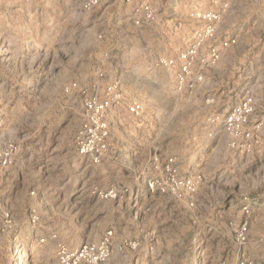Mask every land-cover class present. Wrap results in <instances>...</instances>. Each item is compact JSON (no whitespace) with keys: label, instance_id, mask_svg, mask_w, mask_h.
<instances>
[{"label":"rangeland","instance_id":"rangeland-1","mask_svg":"<svg viewBox=\"0 0 264 264\" xmlns=\"http://www.w3.org/2000/svg\"><path fill=\"white\" fill-rule=\"evenodd\" d=\"M61 247L264 264V0H0V264Z\"/></svg>","mask_w":264,"mask_h":264},{"label":"built area","instance_id":"built-area-1","mask_svg":"<svg viewBox=\"0 0 264 264\" xmlns=\"http://www.w3.org/2000/svg\"><path fill=\"white\" fill-rule=\"evenodd\" d=\"M89 109H92L95 112L94 116V123L96 124V119L95 117L98 115V113L103 109L102 106H98L96 102L94 104H88L87 105ZM96 129L98 130L99 127L97 126ZM107 150V145L105 142L100 138L97 141V145H87V147L82 148V152L86 154H91V157L95 163L99 162V159L101 155ZM238 240L241 243H244L246 241V235L245 232L243 231L240 235ZM105 251H102L100 256H103ZM59 262L60 264H78L82 258H84V252L83 251H76V252H71L69 251L66 247H61L59 251ZM245 264V263H241Z\"/></svg>","mask_w":264,"mask_h":264}]
</instances>
